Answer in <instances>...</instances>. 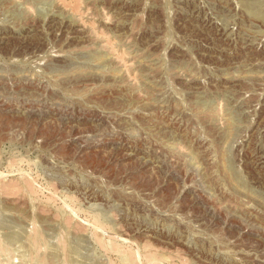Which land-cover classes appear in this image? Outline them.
Segmentation results:
<instances>
[{
	"label": "rangeland",
	"instance_id": "rangeland-1",
	"mask_svg": "<svg viewBox=\"0 0 264 264\" xmlns=\"http://www.w3.org/2000/svg\"><path fill=\"white\" fill-rule=\"evenodd\" d=\"M0 264H264V0H0Z\"/></svg>",
	"mask_w": 264,
	"mask_h": 264
}]
</instances>
